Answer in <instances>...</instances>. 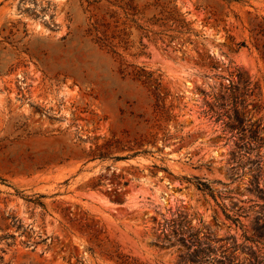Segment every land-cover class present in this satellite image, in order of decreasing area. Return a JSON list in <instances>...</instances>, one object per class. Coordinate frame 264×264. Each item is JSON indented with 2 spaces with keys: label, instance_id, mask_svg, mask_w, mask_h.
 I'll list each match as a JSON object with an SVG mask.
<instances>
[{
  "label": "rangeland",
  "instance_id": "374dc122",
  "mask_svg": "<svg viewBox=\"0 0 264 264\" xmlns=\"http://www.w3.org/2000/svg\"><path fill=\"white\" fill-rule=\"evenodd\" d=\"M262 16L264 0H0V264H193L183 216L208 235L200 264H246L230 235L250 243L257 206L222 205L261 201L245 186L264 163ZM237 70L259 86L249 151L205 112Z\"/></svg>",
  "mask_w": 264,
  "mask_h": 264
},
{
  "label": "trees",
  "instance_id": "16d2710c",
  "mask_svg": "<svg viewBox=\"0 0 264 264\" xmlns=\"http://www.w3.org/2000/svg\"><path fill=\"white\" fill-rule=\"evenodd\" d=\"M250 37L252 38V42L254 46L258 49L261 55L264 57V17L255 19L252 23V26L249 29ZM240 45H245V39L238 42ZM259 86L254 83L252 84L249 77L244 76L240 71H236L234 78H230L226 85H221V89L218 91H214L211 93V99L206 100L207 108L205 109L206 114L209 116H214V120L221 119L223 130L226 127L229 129H236V133H238V138L241 140V146L246 148L245 151H249L250 149L257 146V143L261 139L258 136L259 130L254 129L251 130L250 126L246 125V121L249 119L246 114V110L244 109V94L249 91L250 94L255 93L256 88ZM155 96V107L159 112V117L163 116L167 113V109H165L164 105H160L159 100H161L160 93L157 91H153ZM253 124V123H252ZM246 130L250 131L249 134L246 133ZM239 158H241V154H239ZM249 162H253L254 168H252L251 176L249 177V181L246 184V189L259 197L261 201L248 198L247 200L252 201L248 205L238 204V201H232V206H235V216L233 213L226 211L227 207L222 205L223 212L226 217L231 218L235 221H240L239 213L240 211H244L247 208L252 206H257L255 213L250 222V228L245 230L243 235L245 240L249 241L248 244L238 243L236 242V237L234 235H230L232 238V242L230 247L236 249L240 247L241 249H246L248 253L247 263L246 264H264V163L258 158H248ZM237 165H243L242 163H236ZM235 164L230 168H234ZM216 181H220L216 179ZM197 187L201 189H206L210 194L214 195L213 188L209 181L207 180H199L197 182ZM239 201H246L245 199H238ZM231 209V208H230ZM176 228H173V231H180V238L186 239L183 231L187 232V239L189 240V247L194 245L191 251L188 253V259H190L193 264H200L206 252L211 251L210 243L208 241H204L208 238V235L201 238L197 231H192L188 229V224L184 220V216L179 219ZM185 228L186 230H183ZM225 259H227L226 264H242L241 261L235 260L234 256L231 258L224 254L222 258L217 259V264H224Z\"/></svg>",
  "mask_w": 264,
  "mask_h": 264
}]
</instances>
